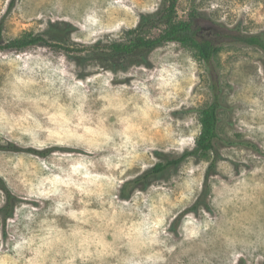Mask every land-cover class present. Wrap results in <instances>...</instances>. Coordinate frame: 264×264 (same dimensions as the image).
<instances>
[{"label":"rangeland","instance_id":"obj_1","mask_svg":"<svg viewBox=\"0 0 264 264\" xmlns=\"http://www.w3.org/2000/svg\"><path fill=\"white\" fill-rule=\"evenodd\" d=\"M162 6L0 0L5 41L71 48H0V184L14 196L6 218L0 189V264H264V52L233 39L264 33V0H178V19L219 46L209 65L176 42L110 51ZM211 71L221 135L261 152L220 147L208 176L212 153L150 173L194 149Z\"/></svg>","mask_w":264,"mask_h":264},{"label":"trees","instance_id":"obj_2","mask_svg":"<svg viewBox=\"0 0 264 264\" xmlns=\"http://www.w3.org/2000/svg\"><path fill=\"white\" fill-rule=\"evenodd\" d=\"M177 2L178 0H163L162 9L158 14L146 16L141 25L130 31V34H133V36L128 41L111 43L109 45L110 51L117 55L128 56L138 50H150L166 42H176L194 50L198 59L209 65L219 52V46L210 39L200 37L198 33L199 29L195 25L193 19H178ZM11 3H13V1H11ZM159 24H163L164 26L162 31L157 36H147L146 32H149L150 29L157 27ZM3 31V26L0 25V48L2 49H24L38 43L51 44L48 38L33 34H26L5 41ZM233 39L237 43L255 46L264 52V33L262 32L255 34L240 33L235 35ZM50 46H56L67 51L71 50V48L66 45H61V43L51 44ZM211 76L212 100L209 104L198 110L200 133L195 140L194 149L191 152L183 153L177 158H171L167 159L165 162L157 163L150 173L159 174L172 166L180 164L189 155L199 156L212 153V160L207 171L208 176L210 174L209 171L214 170L217 165L219 158L218 149L220 147L242 146L256 152H261L259 145L250 139H236L221 135L219 131V126L222 121L221 111L226 108V105L223 102V89L212 71ZM6 148H8V146L0 141V150ZM29 152L39 155L43 154V151H38L33 148H30ZM0 189L5 194V203L3 206V210L6 211L5 217L9 218L13 214L14 196L3 183L0 184ZM196 209L197 205L193 207V210Z\"/></svg>","mask_w":264,"mask_h":264}]
</instances>
